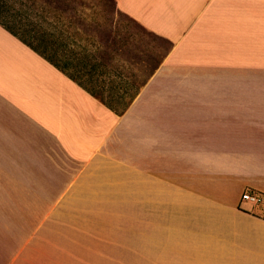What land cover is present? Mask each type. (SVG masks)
Segmentation results:
<instances>
[{
    "label": "crops",
    "instance_id": "crops-1",
    "mask_svg": "<svg viewBox=\"0 0 264 264\" xmlns=\"http://www.w3.org/2000/svg\"><path fill=\"white\" fill-rule=\"evenodd\" d=\"M115 3L170 43L121 113L0 24V264H264V0Z\"/></svg>",
    "mask_w": 264,
    "mask_h": 264
},
{
    "label": "rangeland",
    "instance_id": "rangeland-1",
    "mask_svg": "<svg viewBox=\"0 0 264 264\" xmlns=\"http://www.w3.org/2000/svg\"><path fill=\"white\" fill-rule=\"evenodd\" d=\"M15 3L24 5L0 6V18L9 22L8 25L16 26L19 32L28 31L30 34H23L31 42L48 44L66 58L68 55L62 48L35 22L41 17L53 21L55 12L60 13L64 22H73L83 35L82 44L88 54V62L81 67L83 75L80 79L107 103L117 107L121 104L117 101H127L170 48L168 40L120 11L115 0H27ZM94 63L100 64L97 70L91 66ZM104 69L106 73H102Z\"/></svg>",
    "mask_w": 264,
    "mask_h": 264
},
{
    "label": "trees",
    "instance_id": "trees-1",
    "mask_svg": "<svg viewBox=\"0 0 264 264\" xmlns=\"http://www.w3.org/2000/svg\"><path fill=\"white\" fill-rule=\"evenodd\" d=\"M54 15H55V20L53 21H49L41 17L38 21L35 22V24L41 29H43V31L53 39V42H55L59 47H61L64 53L68 56L70 55L71 58H69L68 56L67 58L61 56L58 53L57 49L50 48L48 44L41 43L40 41L36 43L31 42V40L25 37L23 34V33H27V35L30 34L28 31L20 30L19 32V30L16 29V26L8 25L9 22H6L1 18H0V24L9 32H11L13 35H15L17 38H19L22 42H24L26 45H28L30 48H32L34 51H36L38 54L44 57L47 61H49L59 70H61L71 79H73L83 88H85L89 93H91L93 96L98 98L102 103L107 105L114 112L116 113L123 112L128 106V104L131 102V100L135 97V95L137 94V92L139 91L140 87L144 82L139 84L135 88L134 92L129 96V99L127 101H120V100L117 101L121 103L120 106L117 107L113 104L107 103L103 97L98 95L97 92L92 91L90 88L86 87V85L80 79L82 78L83 75L81 67H84L86 65V62H88L87 60L88 54L85 52L86 46L82 44V40L84 38H82L81 36L83 35L77 31L71 20L64 22V20L60 17V13L55 12ZM29 36L32 37L33 39L36 38L33 35H29ZM77 64H82L83 66L82 65L77 66ZM91 66L95 70H97L100 64L94 63ZM106 72L107 71L104 69V72L102 73H106ZM118 73L120 74L119 71Z\"/></svg>",
    "mask_w": 264,
    "mask_h": 264
},
{
    "label": "built area",
    "instance_id": "built-area-1",
    "mask_svg": "<svg viewBox=\"0 0 264 264\" xmlns=\"http://www.w3.org/2000/svg\"><path fill=\"white\" fill-rule=\"evenodd\" d=\"M263 197L257 193L250 190H244L241 194V202H248L251 204H259L262 202Z\"/></svg>",
    "mask_w": 264,
    "mask_h": 264
}]
</instances>
